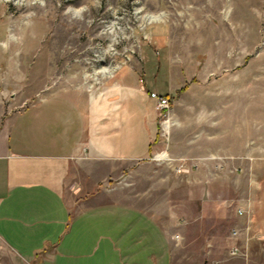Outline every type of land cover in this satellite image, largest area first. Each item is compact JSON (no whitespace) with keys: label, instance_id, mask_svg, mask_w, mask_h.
I'll return each instance as SVG.
<instances>
[{"label":"rangeland","instance_id":"374dc122","mask_svg":"<svg viewBox=\"0 0 264 264\" xmlns=\"http://www.w3.org/2000/svg\"><path fill=\"white\" fill-rule=\"evenodd\" d=\"M116 79L170 100L165 117L157 115L147 160L169 177L155 199L167 207L178 185L197 193L196 207H183L191 220L176 232L174 264H217L184 256L202 252L210 179L213 198H232L235 207L264 176V0H0L8 109L49 97L85 99ZM139 175L133 183L140 190Z\"/></svg>","mask_w":264,"mask_h":264},{"label":"crops","instance_id":"0c3cea01","mask_svg":"<svg viewBox=\"0 0 264 264\" xmlns=\"http://www.w3.org/2000/svg\"><path fill=\"white\" fill-rule=\"evenodd\" d=\"M3 87L0 264H174L176 232L190 222L184 209L196 207L197 193L178 185L167 207L155 199L169 181L147 161L157 138L155 90L116 79L85 99L49 97L14 110ZM208 184L202 252L184 258L264 264V176L235 207L232 198L214 199ZM224 246L226 255L214 259Z\"/></svg>","mask_w":264,"mask_h":264},{"label":"built area","instance_id":"2783aa9c","mask_svg":"<svg viewBox=\"0 0 264 264\" xmlns=\"http://www.w3.org/2000/svg\"><path fill=\"white\" fill-rule=\"evenodd\" d=\"M149 96L154 100V108L158 116L165 117L164 115L169 111L170 109V100L167 95L165 94H159L155 91H150ZM165 121V120H163ZM164 152H159L155 154V158L161 159L164 157ZM160 154V155H159ZM177 171H182V168L180 166L177 167ZM242 212L241 210L239 211ZM237 247H232L230 250V253L232 255L236 254Z\"/></svg>","mask_w":264,"mask_h":264},{"label":"bare ground","instance_id":"6f19581e","mask_svg":"<svg viewBox=\"0 0 264 264\" xmlns=\"http://www.w3.org/2000/svg\"><path fill=\"white\" fill-rule=\"evenodd\" d=\"M160 18L159 17H157V16H151V21L152 22H154V21H158ZM105 72H106V70H105ZM165 123H166V128L169 126V124H170V122L169 121H165ZM164 154V156H165V153H163ZM160 155V154H159Z\"/></svg>","mask_w":264,"mask_h":264},{"label":"trees","instance_id":"16d2710c","mask_svg":"<svg viewBox=\"0 0 264 264\" xmlns=\"http://www.w3.org/2000/svg\"><path fill=\"white\" fill-rule=\"evenodd\" d=\"M5 116V115H4Z\"/></svg>","mask_w":264,"mask_h":264}]
</instances>
